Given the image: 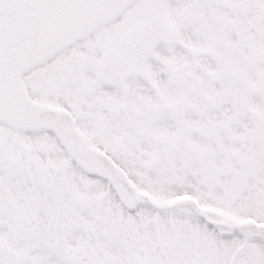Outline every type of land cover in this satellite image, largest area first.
Listing matches in <instances>:
<instances>
[{
    "label": "snow or ice",
    "instance_id": "1",
    "mask_svg": "<svg viewBox=\"0 0 264 264\" xmlns=\"http://www.w3.org/2000/svg\"><path fill=\"white\" fill-rule=\"evenodd\" d=\"M0 264H264V0H0Z\"/></svg>",
    "mask_w": 264,
    "mask_h": 264
}]
</instances>
